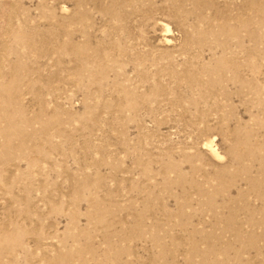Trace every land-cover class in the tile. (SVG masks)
Segmentation results:
<instances>
[{"label":"rangeland","instance_id":"374dc122","mask_svg":"<svg viewBox=\"0 0 264 264\" xmlns=\"http://www.w3.org/2000/svg\"><path fill=\"white\" fill-rule=\"evenodd\" d=\"M0 264H264V0H0Z\"/></svg>","mask_w":264,"mask_h":264}]
</instances>
